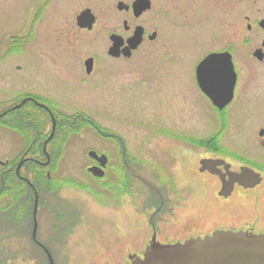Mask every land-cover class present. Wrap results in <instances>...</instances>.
<instances>
[{
    "label": "rangeland",
    "instance_id": "1",
    "mask_svg": "<svg viewBox=\"0 0 264 264\" xmlns=\"http://www.w3.org/2000/svg\"><path fill=\"white\" fill-rule=\"evenodd\" d=\"M41 1L34 0L33 11L24 6L8 12L16 14L4 20L9 38L0 88L8 91L7 107L19 102L22 93L52 99L40 101L57 122L48 146L51 164L46 169L27 166L31 170L21 173L39 188L37 239L54 263L129 264V256L143 253L154 232L159 243L171 245L212 234L230 222L222 217L227 203H215V179L198 172V161L222 152L226 140L258 141L264 128V66L256 68L251 98L242 111L229 113L228 133L227 119L212 112L194 85V71L208 53L227 47L240 28L241 7L227 0H151V10L136 19L117 9L119 2L136 0H49L42 9ZM87 10L97 23L91 32H82L76 18ZM31 12L38 25L24 36L31 31L35 36L17 48L10 35L30 25ZM124 21L157 37L146 38L130 60H114L108 56L110 38L128 36ZM90 57L96 59V72L89 77L84 62ZM51 125L49 114L33 103L0 119V175H8L6 186L14 187L22 156L46 161L43 146ZM191 136L193 141L216 137V144L188 143ZM122 142L134 159L123 172L127 179L98 199L97 181L86 170L92 164L88 153L106 150L113 157L115 144ZM27 146L35 151L25 154ZM6 162L9 166L2 167ZM36 172L44 180L50 174L53 183H38ZM29 194V216L14 203L0 212V264H49L32 239L34 194ZM13 196L24 204L18 188ZM260 208L264 218V204ZM247 209L253 216L251 204Z\"/></svg>",
    "mask_w": 264,
    "mask_h": 264
},
{
    "label": "flooded vegetation",
    "instance_id": "2",
    "mask_svg": "<svg viewBox=\"0 0 264 264\" xmlns=\"http://www.w3.org/2000/svg\"><path fill=\"white\" fill-rule=\"evenodd\" d=\"M48 1L49 0H42L40 2V6H42L41 9L46 7ZM33 3L34 0L32 2H30V0H0V73L2 74L0 75L1 78L6 77L5 76L6 64H7L6 57L8 54L7 51H8V38H9V36L6 33L7 32L6 28L4 26V20L8 14L15 15L16 14L15 12L14 14L8 12H12L17 8H20L17 9V11H22L24 6H26L27 10L28 9L31 10L32 7L34 6ZM133 3L131 5H126L124 3L126 6H128V9L124 11L127 13H132L136 19H139L145 13L148 12V11L145 12L143 15L137 18L133 10ZM227 4L230 5L231 7L232 6L241 7L240 9L241 14L239 18L240 30L236 29L234 31L233 36L229 40H227L226 48L217 51H212L208 53L201 61L198 62L194 71V85L196 86L201 96L208 101V103L211 106L212 112L220 117H225L227 119V133H228V130L230 128L228 125L230 118L229 113L233 112L235 114H239L242 111L249 98H251L250 94L252 93L249 85L254 79V75L258 72V70L256 71V68L264 66V0H227ZM151 8H152V2H151ZM93 16L95 18V22L93 24L92 29L91 30L81 29L78 26L80 31L91 32L93 30L95 24L97 23L96 16L94 14ZM27 17L29 18L28 21L31 20L30 25H24V27L20 25L19 32L16 35H10V38L15 41L14 44L17 48L23 47L24 38H31V36H35L32 31L28 32L29 33L28 37L24 36V33L26 31H30L29 29H32L33 27H34L33 29H35L39 21V20L37 21V15L32 14V12L28 14ZM138 27L141 26H136L134 29H132L131 27H129L128 22L124 21V30L126 34L128 33L129 34L127 37L120 36L121 38H123L125 42L121 50L127 46V40H129L131 37L135 35L136 29ZM142 37L143 39L141 45L145 43L146 38H148V40L150 41L155 40L157 37V33L148 35L145 29H143ZM152 37H154V39H151ZM139 47L137 48V50L139 49ZM137 50L132 52L130 58H125L124 55L121 54L119 58H115V59L113 58V59L130 60ZM211 54L227 55V74H225L227 78V89H226L227 100L229 99L228 96L231 91L233 96L231 101L223 109H220L219 107L215 106L213 102L210 100V98H208L203 93V91L199 86L197 68L202 63V61ZM87 60L88 61L93 60V68L90 73H88L87 71V64H86L87 61L84 62L86 74L90 77L94 75L96 72V68H95L96 59L94 57H90ZM231 64H232V70H231ZM7 94H8L7 89L0 88V109L3 107V105H5L4 107L6 108L0 112V119L15 111L20 110L25 105L32 103L36 107L46 111L48 114L49 111L53 114L51 108L48 105L40 102V101L52 100L46 94L41 95L39 93L36 94L22 93V95L19 97L21 98V100L17 102L18 99L17 100L15 99L16 101L10 104L8 107L6 106ZM15 94H17L16 91ZM23 101H27V102L24 105H22L19 109L13 110L14 107L20 105ZM37 104H40L45 108H42ZM241 114L246 115L244 112ZM239 130H238L239 134L243 133V131H239ZM258 136H259L258 141L256 140V141H244V142H235V141L230 142L226 140L225 143L220 145V150H222V152L220 151L212 152L211 157L202 158L201 160L198 161L199 164L198 172L202 176L215 179L214 181H216L217 197H215L214 199L215 203H217V205L218 204L222 205V203H227L226 209L222 214V217L227 216V219L228 218L232 219L230 222L227 221V224H220V226H218L216 231H231L235 233L243 232L254 235L264 234L263 210L260 208V206L264 204V128H261L258 131ZM183 139L185 138L181 135L180 140ZM191 139L192 141L191 140L189 141L187 138V142L196 143L198 144V146L200 145L201 142H203L202 144H204L208 148H210L211 146H215L216 144L213 143V141H210L211 140L210 138H208L206 141L205 140L201 141L200 139L196 138L197 140L195 139L196 141H193L194 138H192L191 136ZM115 145L116 148H113L114 150L113 157H111L110 151L104 150V152H101L100 154L96 153L95 151H92L97 154L98 158L102 157L101 162H97L93 158L88 156L89 158H91L92 164L88 166L86 170L92 176V178H94L95 181H97L96 183L97 188L95 194L94 193L93 194L95 195L96 198L101 200L104 197L103 194L104 190H106L109 187L116 188L118 186L116 185L117 183L120 182L121 184L122 180L127 179V177L124 176L123 172L126 170V168L129 170L131 163L134 161V159L130 154L129 149L125 146L123 142H122L123 147L120 146L119 143H116ZM116 149L117 151H115ZM22 160L20 162H23ZM29 160L35 161V159H30V158ZM46 161L40 164L44 165ZM50 163H51V157H50ZM50 163L45 166H49ZM7 166H8V162L2 164V167L4 168ZM93 167L99 168V171L102 172V174L100 173L101 176H94L88 171L90 168ZM20 176L21 177H19L16 173V177L20 182L23 181L26 182L23 178L27 179L30 182L28 178L24 177L21 174ZM7 177L8 175L6 173L0 175V187H6ZM109 177L111 178V180L109 184L105 185L106 184L105 181L109 179ZM48 178L50 179V174H48ZM0 196H1L0 203L4 202L5 205V206L2 205L1 207L3 208V210H7V207H9L13 203V201H11L12 199L9 196V194H7V191L5 192L3 191V189L0 190ZM34 201H35V192H34ZM250 204L252 205L253 208L252 210L253 216H251L252 218L247 215L248 214L247 208L248 205ZM232 216L233 218H231ZM219 220H221V218L218 219V222ZM33 226H34V221H33ZM212 234L206 235L204 237L199 236L196 238H205L207 236H211ZM196 238L192 237L187 239L186 241ZM154 239L157 241L156 232H154L150 244L146 247V250L143 253H136L129 256L130 262L131 259L143 258L147 251V248L151 245ZM33 241L38 247H40L44 251V253L47 256V253L45 251V249L47 248L41 242H39L38 239L37 241L39 242V244L34 239Z\"/></svg>",
    "mask_w": 264,
    "mask_h": 264
},
{
    "label": "water",
    "instance_id": "3",
    "mask_svg": "<svg viewBox=\"0 0 264 264\" xmlns=\"http://www.w3.org/2000/svg\"><path fill=\"white\" fill-rule=\"evenodd\" d=\"M119 11L127 10L128 6L120 2L117 6ZM151 9L150 0H136L133 3V10L135 16L138 18L145 12ZM95 18L90 10L84 11L78 16L77 23L81 29L91 30ZM126 25V23H125ZM143 28L138 27L135 35L127 40V46L121 50L125 44L123 38L116 34L111 36L112 46L109 49V56L112 58H119L121 54L125 58H130L132 52L142 43ZM151 39H154L152 37ZM87 71L90 73L93 68V60L86 62ZM230 70V69H229ZM232 70V64H231ZM199 86L203 93L210 98L213 104L220 109H223L232 99V91L229 93L227 100V55L226 54H211L205 58L197 68ZM27 101H23L20 105L13 108L19 109ZM45 108L44 106L37 104ZM52 130L50 136L45 141L43 151L47 158L44 165L50 163V155L47 151L48 143L53 139L57 127L54 115L49 111ZM89 157L97 162H101L95 152H90ZM23 162L18 164L16 173L19 177ZM89 172L94 176H101L99 168L93 167ZM35 192L34 210H33V239L37 241L38 230V207L39 195L33 185L25 178H23ZM49 264H55L51 253L45 249ZM130 264H264V234L254 235L243 232L231 231H216L211 236L205 238L190 239L184 243L163 245L158 243L155 239L147 248L143 258L131 259Z\"/></svg>",
    "mask_w": 264,
    "mask_h": 264
},
{
    "label": "trees",
    "instance_id": "4",
    "mask_svg": "<svg viewBox=\"0 0 264 264\" xmlns=\"http://www.w3.org/2000/svg\"><path fill=\"white\" fill-rule=\"evenodd\" d=\"M29 116H31V113L29 114ZM50 117V116H49ZM56 118V117H55ZM28 120V122L31 124V125H33V121L31 120V119H27ZM51 120V119H50ZM90 123H93V122H90ZM51 127H52V125H51ZM96 128H97V130L99 131V133L102 135V133H101V129H99V127L98 126H95ZM56 129H57V127H56ZM50 133H51V131L49 132V135H50ZM49 135H48V137H49ZM47 137V138H48ZM55 137V136H54ZM216 138V137H215ZM215 138H213L212 140H210V141H213V143H216V140H215ZM54 139V138H53ZM53 139L51 140V142L53 141ZM51 142H49L48 143V146L50 145V143ZM45 143V142H44ZM35 151V149H33V148H30L29 146H27L26 147V153L25 154H27V155H29L30 153H33ZM47 151H48V147H47ZM43 154H44V151H43ZM45 155V154H44ZM50 155V154H49ZM50 157H51V155H50ZM22 158H23V160H22ZM22 158H21V160L23 161V166H22V169L20 170V174L22 175V170H23V168H26L27 166H33V167H36V168H44V169H46L48 166H45V165H42V164H40V163H43L44 161H42V160H40V159H35V161H31V160H29V158H28V160H26L27 158L25 157H23L22 156ZM33 159V158H32ZM20 160V161H21ZM19 161V162H20ZM51 164V163H50ZM18 165V164H17ZM17 165H16V167H17ZM9 166V165H8ZM50 166V165H49ZM12 168H13V166H12ZM27 169L28 170H31V168H29V167H27ZM11 173H13V171H12V169L11 170H8V174H11ZM15 175H16V173H14ZM42 174V172L41 173H39V172H36L35 173V178H36V180L35 181H38V183L39 182H41V183H43L44 181H50V183H53L52 182V179H50L49 180V178L47 177V180H44L43 178V176L41 175ZM25 177V176H24ZM27 178V177H26ZM30 180V179H29ZM8 181H10V180H8ZM30 183L33 185V187L35 188V190L37 191V193H38V195H39V188L37 187V185L34 183V182H32L31 180H30ZM13 185H14V187L13 188H11V187H8V186H6V187H0V190H2L3 189V191H7V194H9V196L11 197V201H13V203L17 206V202H18V206L21 208V209H23V212H22V214L24 215V216H29V211H30V194H29V192H33V194H34V191H33V189H32V187L28 184V183H26V182H20L19 180H18V178L16 177L15 178V181H14V183H13ZM18 188V190L20 191V193H21V195L22 196H24L25 197V202H24V204H22V206H21V204H20V202H19V200L17 199H15L16 198V196H13L12 197V195L15 193V190ZM27 188H28V191H27ZM29 189L31 190V191H29ZM14 191V192H13ZM0 198H1V196H0ZM13 203L11 204V205H13ZM39 203H40V197H39ZM11 205L9 206V207H11ZM17 208V207H16ZM8 210V209H7ZM3 211H5V210H3V208L0 206V212H3ZM37 216H38V214H37Z\"/></svg>",
    "mask_w": 264,
    "mask_h": 264
}]
</instances>
